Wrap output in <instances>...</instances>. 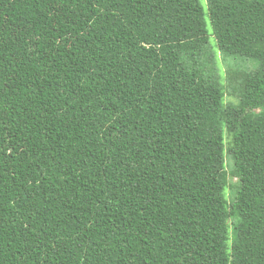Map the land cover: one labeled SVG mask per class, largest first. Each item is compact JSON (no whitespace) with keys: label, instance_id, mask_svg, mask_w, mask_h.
I'll list each match as a JSON object with an SVG mask.
<instances>
[{"label":"trees","instance_id":"obj_1","mask_svg":"<svg viewBox=\"0 0 264 264\" xmlns=\"http://www.w3.org/2000/svg\"><path fill=\"white\" fill-rule=\"evenodd\" d=\"M203 1L0 0V264H264V0Z\"/></svg>","mask_w":264,"mask_h":264},{"label":"rangeland","instance_id":"obj_2","mask_svg":"<svg viewBox=\"0 0 264 264\" xmlns=\"http://www.w3.org/2000/svg\"><path fill=\"white\" fill-rule=\"evenodd\" d=\"M202 3H203V5L205 7H207L206 0H204ZM209 29L211 31L210 26H209ZM211 46L214 49V52H215V55H216L217 64L220 67L221 74H222L224 80H225L227 71L230 70V69L240 68V66L247 67V68H252L253 66H255V63L253 61L246 62L247 60H243V58H241V57L234 58V59L240 61V62H238V61H233L231 58H227L224 55H222L221 52L216 47L214 37H211ZM239 63H240V65H239ZM225 100L226 101H231V102H234V103H236L238 101L237 98H235L234 96H231L229 94H226ZM225 140H226V145L228 146L230 144V140H231V137H230V135L228 133L225 134ZM225 160H226V167L228 169H230L231 168L230 165L232 163V159H231V157H230V155H229V153L227 151L225 153ZM237 185H238V178L236 176L230 174L229 178H228V185H227V187L225 189V194H226V197H227L228 201H230V198L232 199ZM236 194L234 196H236Z\"/></svg>","mask_w":264,"mask_h":264}]
</instances>
